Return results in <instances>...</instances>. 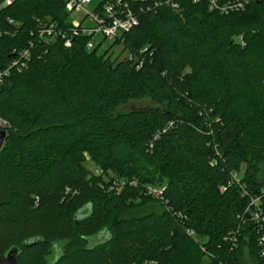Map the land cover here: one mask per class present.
Instances as JSON below:
<instances>
[{
    "label": "trees",
    "instance_id": "16d2710c",
    "mask_svg": "<svg viewBox=\"0 0 264 264\" xmlns=\"http://www.w3.org/2000/svg\"><path fill=\"white\" fill-rule=\"evenodd\" d=\"M107 2L139 25L104 51L103 41L88 50L87 35L71 47L39 38L40 24L69 27L66 0L0 9V71L29 52L0 86V256L246 264V248L263 264L264 221L245 211L257 196L264 209V0L227 14L207 0ZM143 99L153 106L119 110ZM119 179L137 183L110 189ZM157 185L162 199L146 194Z\"/></svg>",
    "mask_w": 264,
    "mask_h": 264
},
{
    "label": "built area",
    "instance_id": "2783aa9c",
    "mask_svg": "<svg viewBox=\"0 0 264 264\" xmlns=\"http://www.w3.org/2000/svg\"><path fill=\"white\" fill-rule=\"evenodd\" d=\"M210 11H218L221 14H227L229 12L243 11L251 0H207ZM196 2V0H195ZM90 0H66L65 9L69 13H73L76 10L80 11L85 5L90 4ZM173 7H177L173 5ZM10 24H16L13 20L9 21ZM139 25L138 18L127 12L122 16H118L115 13V9L110 3H106L101 7H98L94 12H85L84 18L81 21L70 20V25L67 28L59 27L54 22H48L40 24L38 28V35L40 39L55 41L60 40L63 42L65 47H71L72 39L78 37L79 34L87 35L91 40L87 44V49L92 50L97 46L98 42L110 41L114 43L119 41L122 36L130 31L132 28ZM95 39H98L97 41ZM127 59L134 63V57L132 55H126ZM29 60V52L26 50L21 53L20 59L14 61L7 69L0 71V86L3 81L9 76L11 69L22 71ZM136 68H140L142 63L137 60L135 61ZM99 174V171H96ZM135 180H113L110 185V189H122L127 184L136 186ZM165 188L162 185L148 186L146 188V194L156 199H162ZM225 188H222L224 191ZM248 195V192H245ZM246 213L250 215V219L254 222L264 221V209L261 206L260 198L253 197L250 205L247 207ZM189 236H196V233L192 229L187 230ZM259 259L264 264V235L259 238ZM201 249L206 252L207 248L202 245Z\"/></svg>",
    "mask_w": 264,
    "mask_h": 264
},
{
    "label": "rangeland",
    "instance_id": "374dc122",
    "mask_svg": "<svg viewBox=\"0 0 264 264\" xmlns=\"http://www.w3.org/2000/svg\"><path fill=\"white\" fill-rule=\"evenodd\" d=\"M91 3L88 5H85L84 8L80 11L76 10L75 12L71 13L70 16V20H75V21H81L84 18L85 12H94L100 5V3L103 0H90ZM11 3V0H7L4 4H2L0 6V9H2V7H6L7 5H9ZM96 41L98 39H95ZM111 45L110 41H105L104 45L101 49V51H104V49L108 48ZM114 45V44H113ZM113 51L115 52V55L119 54L122 51L121 46L119 45H114ZM126 55V53H123L124 57ZM153 106V102L149 99H143V100H139V101H130L127 104L123 105L120 107V111H127V110H132V109H140V108H146V107H151ZM1 123V122H0ZM1 128H5V123L0 125ZM90 167L91 164L89 163ZM245 171V166L243 167L242 171H241V175L244 173ZM258 179L260 180L261 184L264 185V165L260 166V171L257 174ZM147 210L146 208L142 211V212H138L137 214H143L146 213ZM69 236H71V234H69ZM100 241V238H96L93 240V242H98ZM3 244V243H2ZM2 244H0V246H2ZM244 260L246 261V264H256L249 256L248 254V250L245 248L244 249Z\"/></svg>",
    "mask_w": 264,
    "mask_h": 264
},
{
    "label": "water",
    "instance_id": "95a60500",
    "mask_svg": "<svg viewBox=\"0 0 264 264\" xmlns=\"http://www.w3.org/2000/svg\"><path fill=\"white\" fill-rule=\"evenodd\" d=\"M8 137L7 131L0 129V151L2 150L5 141ZM21 250L18 247H12L4 256H0V264H19Z\"/></svg>",
    "mask_w": 264,
    "mask_h": 264
}]
</instances>
